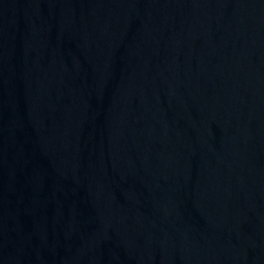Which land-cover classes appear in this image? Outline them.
<instances>
[{"label": "water", "instance_id": "95a60500", "mask_svg": "<svg viewBox=\"0 0 264 264\" xmlns=\"http://www.w3.org/2000/svg\"><path fill=\"white\" fill-rule=\"evenodd\" d=\"M0 264H264V0H0Z\"/></svg>", "mask_w": 264, "mask_h": 264}]
</instances>
